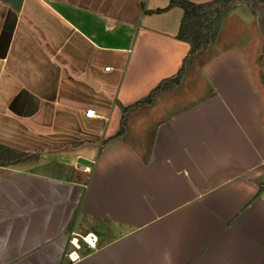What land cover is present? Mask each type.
<instances>
[{"label":"crops","instance_id":"obj_1","mask_svg":"<svg viewBox=\"0 0 264 264\" xmlns=\"http://www.w3.org/2000/svg\"><path fill=\"white\" fill-rule=\"evenodd\" d=\"M167 1L21 0L45 78L0 116L33 120L46 141L0 165V264H264V68L246 3L222 15L179 85L132 108L125 134L100 145L118 128L116 101L146 94L187 50L174 36L180 7L155 10ZM2 2L1 61L21 21L19 8L6 40ZM85 93L93 103L70 98ZM71 112L82 132L67 140ZM71 231L96 235L73 259Z\"/></svg>","mask_w":264,"mask_h":264},{"label":"trees","instance_id":"obj_2","mask_svg":"<svg viewBox=\"0 0 264 264\" xmlns=\"http://www.w3.org/2000/svg\"><path fill=\"white\" fill-rule=\"evenodd\" d=\"M238 2L246 3L257 20L258 28L261 33V46L258 58L264 68V0H205L202 2H194L192 0H168L165 6L155 8V10L159 11L172 5L181 8V15L174 36L188 43L187 50L181 57L176 70L160 78L146 94L126 105L118 100L116 101L120 112L118 128L114 133L106 136L100 141L101 146L125 134L126 116L132 108L139 105L151 104L154 95L159 90L177 86L181 83L183 75L195 55L212 44L219 28L222 15ZM37 152V150H20L0 143V165L29 159L37 154ZM259 186L264 187V181L259 182Z\"/></svg>","mask_w":264,"mask_h":264},{"label":"rangeland","instance_id":"obj_3","mask_svg":"<svg viewBox=\"0 0 264 264\" xmlns=\"http://www.w3.org/2000/svg\"><path fill=\"white\" fill-rule=\"evenodd\" d=\"M28 1V0H27ZM194 2H202L205 0H192ZM31 3V2H29ZM28 4V2H27ZM32 4V3H31ZM0 32L2 30L3 18L5 16L6 8L4 3L0 1ZM25 9L20 8V23L17 26L15 34H12L13 38L9 44L8 55L6 59L1 61L0 59V109L6 110L9 96L14 92H18L24 88L35 89L43 83V78L40 75L45 74L43 61H30V53H35V55H43L46 51L43 48V41L41 36L36 34L33 28H30V34H24L23 20H25ZM181 10V8H180ZM27 15V14H26ZM28 16V15H27ZM23 17V18H22ZM36 42V43H35ZM36 47V50H35ZM41 58V56H39ZM2 63V64H1ZM36 66V68L34 67ZM45 78V76H44ZM43 97V94H40ZM93 95L85 93L84 98L81 94H75L73 100H79L80 102H92L91 97ZM43 99V98H42ZM109 102V101H108ZM105 102L104 109L102 111L108 112L109 103ZM106 109V110H105ZM7 115V114H6ZM47 116V115H46ZM48 117V116H47ZM78 114L70 113V124L63 125L65 136L67 140L76 138L81 131V122ZM101 120V119H100ZM27 122L20 118L9 116H0V143L11 146L16 149L33 151L37 145H42L46 140L45 136L35 131L34 121ZM101 123L100 126H102ZM84 126V125H83ZM32 127V128H31ZM29 128H31L29 130ZM55 130H60V127L55 126ZM29 130V131H28ZM45 131V130H43ZM76 142L75 146H78ZM74 146V147H75ZM47 148H45L46 150ZM38 150V149H37ZM40 150V149H39ZM72 152V150H71Z\"/></svg>","mask_w":264,"mask_h":264},{"label":"built area","instance_id":"obj_4","mask_svg":"<svg viewBox=\"0 0 264 264\" xmlns=\"http://www.w3.org/2000/svg\"><path fill=\"white\" fill-rule=\"evenodd\" d=\"M104 68H107L105 66ZM84 114L89 117L96 116L97 113L95 110L91 107H87L84 109ZM84 170H88V166L85 165L82 167ZM69 242L73 246L72 249L68 250L66 252L67 257L70 259L77 258L78 257V252L76 249L80 247V242H83L86 246L93 247L96 242V235L92 231H86L83 233H77L74 231H71V236L69 237Z\"/></svg>","mask_w":264,"mask_h":264},{"label":"water","instance_id":"obj_5","mask_svg":"<svg viewBox=\"0 0 264 264\" xmlns=\"http://www.w3.org/2000/svg\"><path fill=\"white\" fill-rule=\"evenodd\" d=\"M2 1L9 3L10 7H11V8H9V12L6 14V17L4 20L5 22L3 25V29H5L4 33H5L6 40H7V38L9 37L10 31H11L12 25H13V19L15 16V11L19 10L21 0H2ZM84 79L91 84H95V83H93V80L90 78L87 70H86V75H85Z\"/></svg>","mask_w":264,"mask_h":264}]
</instances>
